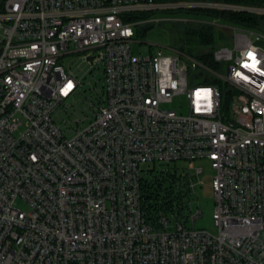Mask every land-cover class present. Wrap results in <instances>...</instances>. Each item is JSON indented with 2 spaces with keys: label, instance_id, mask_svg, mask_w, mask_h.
<instances>
[{
  "label": "built area",
  "instance_id": "1",
  "mask_svg": "<svg viewBox=\"0 0 264 264\" xmlns=\"http://www.w3.org/2000/svg\"><path fill=\"white\" fill-rule=\"evenodd\" d=\"M191 8L264 15L209 0H0V264H264V21L200 19L223 34L208 63L178 44L131 52L134 27ZM68 54L94 83L78 115ZM181 97L184 112L170 106ZM199 158L214 231L187 225L198 208L147 221L140 164ZM200 171H183L190 193Z\"/></svg>",
  "mask_w": 264,
  "mask_h": 264
},
{
  "label": "trees",
  "instance_id": "2",
  "mask_svg": "<svg viewBox=\"0 0 264 264\" xmlns=\"http://www.w3.org/2000/svg\"><path fill=\"white\" fill-rule=\"evenodd\" d=\"M155 2L182 1V0H153ZM220 1L231 4L246 6L264 7V0H209ZM173 13L187 15L198 20H185L183 24L177 25L179 40L187 42L189 46L196 47L197 50L187 53L199 56L203 62L208 63L209 50L205 48L213 46L221 37L213 26L206 24L201 20H208L216 17L219 21L226 24H240L248 27H258L264 21V15L248 13L245 11L231 10H213L207 8L186 9L184 11H175ZM179 41V42H180ZM198 47H203L201 50ZM151 164L146 168L140 178L139 193L140 206L145 211V219L153 222L158 213L173 215L181 219L183 223L191 212L189 205L190 190L187 187V179L183 174L184 168L169 163L160 167H154Z\"/></svg>",
  "mask_w": 264,
  "mask_h": 264
},
{
  "label": "rangeland",
  "instance_id": "3",
  "mask_svg": "<svg viewBox=\"0 0 264 264\" xmlns=\"http://www.w3.org/2000/svg\"><path fill=\"white\" fill-rule=\"evenodd\" d=\"M158 19V23H145L142 26H137L133 28V37L130 44L131 52L135 54H147L152 53L154 48L158 46H162L163 49L167 47H172L178 44L179 33L177 30V25L183 24L181 19L184 20H192V18L187 15H178L176 13H157L153 14L150 20ZM165 47V48H164ZM200 50L203 47H198ZM183 49L186 51L193 52L197 50L196 47L189 46L187 42L183 43ZM78 54H68L63 58V63L69 66L75 73H77L78 78L81 81V86L79 90V94L74 98L68 101L71 105L69 106L67 112L74 113L76 111V115L81 112L84 98L88 95L90 91V86H92L93 79L88 74H84L80 71L81 63L78 59ZM176 105H180L179 112L185 111V99L179 98L172 104L171 107H175ZM58 117L67 118V113L60 111L58 112ZM61 121V120H60ZM59 122V120H58ZM176 166L183 167L191 171V169L195 167H200L201 171L197 175V177H193V180H199L200 183H196L193 188V192L189 194V201L191 207V213L193 214L196 208L199 209L200 215L197 216L192 222L188 221L187 225L192 226L198 229H205L213 232L214 226L212 223V209H213V196L211 191V177L213 175V169L210 167L209 161L204 158H199L191 161H176ZM151 163L148 164H140L141 167L148 168ZM161 165L155 164L154 167H160ZM16 205L25 209V205L20 199H17Z\"/></svg>",
  "mask_w": 264,
  "mask_h": 264
},
{
  "label": "water",
  "instance_id": "4",
  "mask_svg": "<svg viewBox=\"0 0 264 264\" xmlns=\"http://www.w3.org/2000/svg\"><path fill=\"white\" fill-rule=\"evenodd\" d=\"M262 44L264 45V43H262ZM182 46H183V42L180 41V42L178 43V47H179V48H182Z\"/></svg>",
  "mask_w": 264,
  "mask_h": 264
},
{
  "label": "snow or ice",
  "instance_id": "5",
  "mask_svg": "<svg viewBox=\"0 0 264 264\" xmlns=\"http://www.w3.org/2000/svg\"><path fill=\"white\" fill-rule=\"evenodd\" d=\"M68 88H71V85L70 84L68 85Z\"/></svg>",
  "mask_w": 264,
  "mask_h": 264
}]
</instances>
